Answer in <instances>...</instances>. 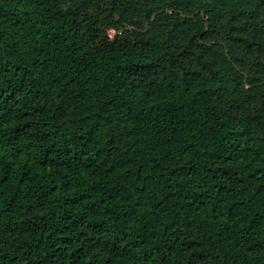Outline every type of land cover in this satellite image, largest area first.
Listing matches in <instances>:
<instances>
[{"label":"trees","instance_id":"16d2710c","mask_svg":"<svg viewBox=\"0 0 264 264\" xmlns=\"http://www.w3.org/2000/svg\"><path fill=\"white\" fill-rule=\"evenodd\" d=\"M0 264H264V0H0Z\"/></svg>","mask_w":264,"mask_h":264}]
</instances>
